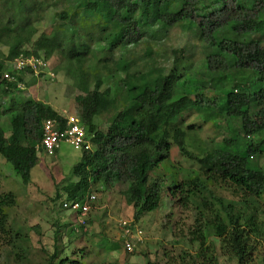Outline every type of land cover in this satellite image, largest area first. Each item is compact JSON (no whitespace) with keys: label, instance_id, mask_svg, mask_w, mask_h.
I'll list each match as a JSON object with an SVG mask.
<instances>
[{"label":"trees","instance_id":"16d2710c","mask_svg":"<svg viewBox=\"0 0 264 264\" xmlns=\"http://www.w3.org/2000/svg\"><path fill=\"white\" fill-rule=\"evenodd\" d=\"M69 1L66 0L68 7L56 12L62 22L35 38V22L44 19L51 1L0 0V96L7 98L0 103V155L29 183L38 160L37 146L43 138L44 121H63L52 105L18 94L19 82L32 70L15 72L11 63L15 58L23 54L51 60L57 55L72 60L79 75L84 73L92 51L96 56L101 47V52L107 48L123 49L122 54L132 53V63L126 61V66L121 67V58L117 59L116 67L109 69L111 78L122 76L128 96L143 105L144 112L131 123L113 122L106 131L101 130L96 118L115 106L119 94L114 96L111 85L101 90V78L96 79L92 88L88 83L84 85L86 94L76 100L79 117L94 148L83 151L74 167L77 181L64 187L68 200L83 199L96 184L111 188L117 182L129 183L126 191L130 203L142 212L153 211L161 202L162 189L159 179H151L150 174L170 157L175 143L201 169L171 188L173 195L182 192L184 203L199 200V224L191 240L200 246L196 258L217 263L213 245H207V231L213 230L237 264H255L252 241L264 236V215L259 206L264 201V167L254 160L264 151V43L256 36L264 35V0H79L76 4ZM73 26L75 29L70 31ZM175 28L186 36L189 33V46L199 41L205 54L215 53L232 70L253 71L255 78L238 83L228 81V73H221L219 79L225 87L209 97L204 89L208 83L204 86L198 80L204 78L191 72L194 51L184 44L172 48L170 57L162 49L163 39ZM91 42H95L94 47ZM152 49L155 56H150ZM138 51L145 54L138 56ZM159 57H164V63H159ZM141 58L143 68L137 63ZM131 65L137 68L130 70ZM6 73L15 80L6 78ZM32 77L27 86L37 78ZM188 84H193L191 94L187 92ZM213 105L210 110L208 107ZM190 111H196L203 122H226V128L237 131V136L224 137L221 146L195 154L187 147L186 138L196 140V129L202 125L184 124V115ZM3 119L10 126L8 136ZM206 180L227 184L238 200L224 203L208 189ZM208 194L219 202L218 206ZM15 203L13 192L0 194V232L13 233L11 244L25 252L27 249L17 244L29 241V235L20 230L14 232L9 224V208ZM77 230L72 228L73 232ZM60 253L54 249L45 264L81 263L59 256Z\"/></svg>","mask_w":264,"mask_h":264},{"label":"rangeland","instance_id":"374dc122","mask_svg":"<svg viewBox=\"0 0 264 264\" xmlns=\"http://www.w3.org/2000/svg\"><path fill=\"white\" fill-rule=\"evenodd\" d=\"M49 1L52 5L46 11L44 19L35 22L37 28L35 38L58 26L62 19L56 16V12L68 7L66 0ZM78 1L71 0L69 3L76 4ZM73 29L75 26L70 27V31ZM94 34L97 35L98 32ZM256 36L264 43V35L256 34ZM188 37L189 33L186 36L179 28H175L163 39L162 49H166L170 57H172V48L184 44H187L186 48L194 51L191 72L204 78V80L198 79L204 86L208 83L204 89L209 97L213 96L214 91L225 87L224 82L219 79L221 73H228V81L238 83L255 78L253 71L238 68L232 70L226 60L215 53L205 54L199 41L189 46ZM189 42L193 43V40ZM91 43L94 47L95 42ZM101 50L102 47L97 50L100 54L96 56L93 55V51L89 54V59L82 70L84 73L79 75L77 65L72 60L53 56L46 69L55 75L50 77L44 73L27 86L26 82L33 77L30 72L26 73L22 82L25 86L21 87V92L18 94L44 101L59 112L65 111L79 116L80 106L76 98L86 94L83 90L86 83L92 88L96 79L101 78V90L111 85L114 96L118 94L119 96L115 97V106L96 118L100 129L106 131L113 122L124 125L131 123L144 112L143 105L130 99L127 88L121 80L122 76L112 79L109 69L115 68V61L120 58L121 67H125L127 62L131 64L132 53L122 54L124 50L120 51V48H115L113 51L111 48L103 52ZM137 54L142 56L145 53L141 54L138 51ZM151 55H154L153 49ZM163 58H158L160 64L164 63ZM137 63L139 68L145 66L142 58L140 61L137 60ZM136 68L137 65H131L130 70ZM187 86L189 89L187 92L191 94L193 84ZM5 100L7 98L0 96V103ZM214 107L213 105L208 108L211 110ZM184 121L187 127L191 124L202 125L201 128L196 129V140L186 138L187 147L195 154H205L208 150L221 146L224 137L237 136V131L226 128V122L220 120L218 123L221 124L218 125L212 121L203 122L196 111L185 114ZM3 124L8 136L11 133L10 126L4 119ZM212 140L214 142H211ZM81 156L82 151L66 142L61 144L59 152L55 155L40 152L31 170V181L25 183L14 170L12 163L0 155V194L13 192L16 196V203L9 208L10 228L14 232L20 230L29 235V241L23 240L17 244L29 250L22 252L20 248H14L13 243L11 244L13 233L0 232V264H45L54 249L61 251L59 256H68L80 261V264H214L213 261L204 259L201 262L196 258L200 246L195 240L191 241L193 231L199 224L197 220L200 218L197 208L199 200L195 198L197 200L184 203L181 201L182 192L177 191L176 195L171 193V188L178 182L188 180L194 175L193 171L201 170L196 161L181 153L177 144L172 143L170 157L150 174L151 179H159L162 189L161 202L153 211L142 212L130 203L126 191L130 188L129 183L117 182L111 188H106L104 184H96L91 188V193L95 194L97 199L87 217V229L76 226L79 223L76 213L63 207V202L68 200L64 187L77 181L74 167L81 160ZM254 160L264 167V151L260 156L254 157ZM206 182L208 189L213 191L214 195L221 197L224 203L238 200L227 184L215 183L211 180ZM208 197L212 202L214 201L215 206H218L219 202L217 203L209 194ZM259 206L261 214L264 215V201H260ZM122 223L128 225L124 227ZM128 226L130 230L138 228L142 231L141 238L133 241L135 245L133 252L126 251L123 245V241L127 238ZM75 227L78 230L73 232L72 228ZM207 237V245H213L212 253L216 258V264H237L236 258L223 247L221 239L215 236L213 230L207 231ZM252 244V253L257 259L255 264H264V236L255 237ZM17 253L24 255V258H19Z\"/></svg>","mask_w":264,"mask_h":264},{"label":"built area","instance_id":"2783aa9c","mask_svg":"<svg viewBox=\"0 0 264 264\" xmlns=\"http://www.w3.org/2000/svg\"><path fill=\"white\" fill-rule=\"evenodd\" d=\"M11 63L15 72L18 73L26 69H31V72L36 76L40 75L41 72L46 71V68L48 67L47 61L35 55L21 54ZM5 77L15 80V78L8 73L5 74ZM18 85H21V83ZM60 115L61 118H63V121L59 118H50L44 121L43 138L41 143L37 146L38 153L45 152L48 155H54L64 142L69 143L75 149L80 151L92 150L94 148V143L88 135L87 129L82 124L80 117L65 113V111ZM96 199L97 196L95 194H89L80 200L64 201L63 207L75 212L79 218L78 224L87 229V217L92 209V205L96 202ZM121 225L125 227L128 223H122ZM126 234L127 238L124 241V248L128 252H133L135 249L133 241L141 238L142 231L138 228L130 230L128 226ZM124 236L126 235L124 234Z\"/></svg>","mask_w":264,"mask_h":264},{"label":"clouds","instance_id":"9594fccd","mask_svg":"<svg viewBox=\"0 0 264 264\" xmlns=\"http://www.w3.org/2000/svg\"><path fill=\"white\" fill-rule=\"evenodd\" d=\"M40 58H43V57H40ZM43 59H44V58H43ZM44 60H45V59H44ZM45 61H47V62H48V65H49V60H45ZM47 68H48V67H47ZM26 73H28V72H26ZM30 73H31V76L35 75L33 72H30ZM41 73H42V74L45 73V74L49 75L50 77H53V76L55 75V74H53V73H51V74H52V75H51L50 72L47 71V69H46V71H43V72H41ZM41 73H40V74H41ZM35 76H36V75H35ZM36 77H37V78H40L41 75H38V76H36ZM19 83H21V85H18V86H19L20 88H21V87L24 88L25 85H23L22 82H19ZM63 112H64V111H63ZM63 112H59V114H61V113H63ZM82 152H83V151H82ZM55 154H56V153H55ZM55 154H54V155H55ZM90 194H93V193H90ZM66 201H67V200H66Z\"/></svg>","mask_w":264,"mask_h":264},{"label":"crops","instance_id":"0c3cea01","mask_svg":"<svg viewBox=\"0 0 264 264\" xmlns=\"http://www.w3.org/2000/svg\"><path fill=\"white\" fill-rule=\"evenodd\" d=\"M61 147V146H60ZM60 149V148H59ZM59 149H57L56 154L59 152Z\"/></svg>","mask_w":264,"mask_h":264}]
</instances>
